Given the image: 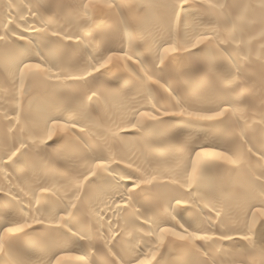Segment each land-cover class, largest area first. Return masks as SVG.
Masks as SVG:
<instances>
[{
  "label": "bare ground",
  "instance_id": "obj_1",
  "mask_svg": "<svg viewBox=\"0 0 264 264\" xmlns=\"http://www.w3.org/2000/svg\"><path fill=\"white\" fill-rule=\"evenodd\" d=\"M0 245L264 264V0H0Z\"/></svg>",
  "mask_w": 264,
  "mask_h": 264
},
{
  "label": "snow or ice",
  "instance_id": "obj_2",
  "mask_svg": "<svg viewBox=\"0 0 264 264\" xmlns=\"http://www.w3.org/2000/svg\"><path fill=\"white\" fill-rule=\"evenodd\" d=\"M107 6H108V7H111V5H110V4H109V5H107ZM109 59H111V58H109ZM22 230H23V228H19V227H18V228H16V229H11V228H10V229H8V231H9V232H13V231H17V232H18V231H22ZM0 247H2V245H0Z\"/></svg>",
  "mask_w": 264,
  "mask_h": 264
}]
</instances>
